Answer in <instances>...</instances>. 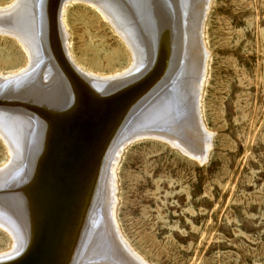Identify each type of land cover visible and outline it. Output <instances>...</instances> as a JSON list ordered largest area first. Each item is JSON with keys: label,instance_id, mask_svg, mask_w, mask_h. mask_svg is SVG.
<instances>
[{"label": "rangeland", "instance_id": "374dc122", "mask_svg": "<svg viewBox=\"0 0 264 264\" xmlns=\"http://www.w3.org/2000/svg\"><path fill=\"white\" fill-rule=\"evenodd\" d=\"M12 2L0 0V8ZM193 4L203 5L196 47L205 55L197 71L184 55L172 79L180 113L161 126L162 111L153 112L147 118L160 123L159 131L145 128L146 136L125 142L114 168L120 243L110 242L111 264H264V0ZM64 17L69 52L83 70L109 77L133 66L126 40L90 5L66 6ZM155 24L158 57H149L148 66L163 55V29ZM2 35L0 74H15L28 56L14 37ZM196 88L195 100L186 99ZM7 147L0 137V168L10 162ZM12 239L0 228V255L13 250Z\"/></svg>", "mask_w": 264, "mask_h": 264}, {"label": "bare ground", "instance_id": "6f19581e", "mask_svg": "<svg viewBox=\"0 0 264 264\" xmlns=\"http://www.w3.org/2000/svg\"><path fill=\"white\" fill-rule=\"evenodd\" d=\"M81 2L126 40L130 69L103 77L75 63L64 11ZM202 6L197 12L193 0H14L0 8V34L14 37L28 56L25 69L0 74V137L10 152L0 168V228L14 240L0 264H111L110 242L120 238L114 168L125 142L146 136L145 128L159 131L183 108L172 79L186 54L190 71L205 55L196 47ZM154 24L163 29V55L148 66L158 57ZM191 91L185 97L192 100L197 88ZM153 112L163 113L160 123L147 118Z\"/></svg>", "mask_w": 264, "mask_h": 264}, {"label": "water", "instance_id": "95a60500", "mask_svg": "<svg viewBox=\"0 0 264 264\" xmlns=\"http://www.w3.org/2000/svg\"><path fill=\"white\" fill-rule=\"evenodd\" d=\"M59 4H60V2H59ZM133 92V91H132ZM197 109H198V107H197Z\"/></svg>", "mask_w": 264, "mask_h": 264}]
</instances>
